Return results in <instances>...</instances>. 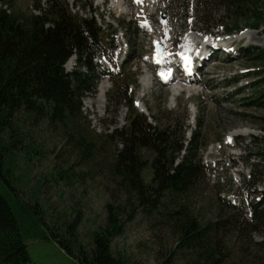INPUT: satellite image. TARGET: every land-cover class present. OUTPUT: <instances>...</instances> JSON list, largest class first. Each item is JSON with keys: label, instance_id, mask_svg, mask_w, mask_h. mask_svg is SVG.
Returning a JSON list of instances; mask_svg holds the SVG:
<instances>
[{"label": "rangeland", "instance_id": "1", "mask_svg": "<svg viewBox=\"0 0 264 264\" xmlns=\"http://www.w3.org/2000/svg\"><path fill=\"white\" fill-rule=\"evenodd\" d=\"M73 1L68 3L72 8L70 13L79 17L82 13H77V10L84 8L89 1ZM4 2L11 12L17 14L40 15L44 10L48 18L53 14L48 11L51 7L47 0ZM79 2L80 8L77 7ZM158 8L167 12L168 17L161 25L154 22L152 29L163 47L176 44L179 30L176 38L170 31L175 29V22L178 28L185 22L182 2L164 0ZM208 14L214 21H204L206 15L197 14V31L208 27L209 32L220 34L212 25L234 20L231 10L217 6ZM249 15L252 14L238 18L244 31L236 38L226 39L229 43L244 35L239 47H246L248 51L243 50L239 56L218 57L207 63L202 69L204 74L190 87L188 85L189 91L193 89L191 94L186 90L171 98L173 87L151 83L150 76L147 84H141L140 77L150 72V68L141 65L140 58L137 66L129 68L118 79L114 78L120 91L124 90L126 79L132 84L129 88L145 105L146 120H151L149 122L157 130L167 129L164 137L176 142L180 140L185 145L186 141L180 138L183 131L198 134L199 144L194 156L201 160L207 171L182 202L201 222H232V226L240 230L239 233L225 229L213 234L214 238L225 243L222 248L225 256L220 264H264V231L254 230L246 202L253 197L255 202L259 201V194L252 192V188L248 189V171H260L264 175L261 169L264 167V56L249 59L264 47V29L250 30L247 26L251 20ZM151 18L156 20L154 14ZM99 22L106 26L111 21L101 17ZM45 25L53 24L47 21ZM130 32L132 51L143 55L149 53L147 35L141 33L139 40L133 30ZM95 82L92 93L82 97L80 113L73 119L50 120L45 112L51 113L53 109L47 106L45 111H39L41 115L25 111L16 115L21 121V134L18 136L21 143L18 147L23 146V149L16 150L15 145H9L4 158V172L13 185L14 193H7L9 186L2 180L0 192L13 207L31 261L34 264H78L74 255L67 254L60 247L51 231L58 230L64 234L66 226L80 214L74 231L76 243L91 250L94 234L106 224V205L110 204L119 210L118 218H122L124 225L110 242L115 256L129 264H192L193 250L178 247L177 234L169 220L172 209L178 208L181 199L167 197L164 204L154 209L140 208L133 188L127 186V178L118 171L117 154L123 145L111 133L125 126L129 114L125 105L127 98L118 103L114 96L116 91H112L108 107L105 105L103 110V101L101 111L97 112L95 103L90 101L96 96L101 82H105L106 91L109 84L106 80L100 82L98 75ZM79 139L90 151L83 153L82 147L78 146V142H83ZM175 147L179 145L168 147L167 153L171 155ZM185 153L186 148L185 151L179 149L175 157H182ZM138 154L139 157L134 155L137 173L148 184L155 166L153 153L149 147L140 146ZM256 189L260 192L262 186ZM14 196L32 207L18 208ZM232 202L238 205L237 209L231 207Z\"/></svg>", "mask_w": 264, "mask_h": 264}, {"label": "trees", "instance_id": "2", "mask_svg": "<svg viewBox=\"0 0 264 264\" xmlns=\"http://www.w3.org/2000/svg\"><path fill=\"white\" fill-rule=\"evenodd\" d=\"M218 1L232 9L235 20L232 24L222 25L226 31L237 28V19L248 14H252L249 15L251 22L249 21L248 26L264 27V0ZM49 5L51 8L48 11L53 13L51 18L44 13L46 10L40 15L26 16L15 12L6 13L0 9V180L9 186L7 193L11 195L14 189L6 179L4 158L7 156L9 145H15L16 150L23 149V146L18 147V143H21L18 138L21 134V121L16 115H19L20 111L41 115L39 111H45L48 107L53 109L51 113L45 112V116L48 115L50 120L57 119L59 122L68 117L73 119L80 113V97L90 88L91 80L88 77L80 74L69 77L63 73L61 65L72 49L76 48L81 52L97 42L98 27L93 20L79 18L72 13L69 15L66 4L60 0H50ZM47 21L53 25L45 26ZM97 47L91 49L95 51ZM262 56L264 49H259L258 55L253 59ZM128 106L129 114L125 126L119 131L115 130L111 136L122 142L123 147L117 154L118 171L122 177L127 178V186L133 188L139 207L151 210L164 204L167 197H179L181 200L178 208L172 209V216H169L170 224L177 234L178 247L193 250L192 264L222 263L225 256L222 248L225 243L214 238L213 234L225 229L239 233L240 230L233 227L232 222H201L182 202L194 190L204 170L203 164L194 156L199 144L198 134L193 133L182 161L173 166V159L182 144L171 140L170 137H164L167 135V129L160 131L149 124L145 117L133 108L131 100ZM262 140L264 144V137ZM172 143L179 147H175L169 155L167 150L168 147L174 146ZM78 146L82 147L83 153L90 151L84 142H78ZM140 146L149 147L153 153L155 166L148 184L144 177L137 173L138 165L134 155L139 157ZM261 169L264 170V167ZM246 182L248 189L256 183L264 184V175L260 171L255 174L251 170ZM14 198L18 208L32 207L21 203L16 196ZM261 199V202L255 204L251 202L252 214L249 220L255 225L254 230L258 231H264V194ZM106 211V224L94 234L91 250L76 243L74 231L80 214L66 226L64 234H60L58 230L51 231L58 239L60 247L67 254L74 255L78 264H129L121 257L115 256L110 247L111 239L124 227L122 218H118L119 210L107 204ZM43 224L46 225L45 222ZM0 264H34L21 236L13 207L1 192Z\"/></svg>", "mask_w": 264, "mask_h": 264}, {"label": "bare ground", "instance_id": "3", "mask_svg": "<svg viewBox=\"0 0 264 264\" xmlns=\"http://www.w3.org/2000/svg\"><path fill=\"white\" fill-rule=\"evenodd\" d=\"M123 8H125V6L121 3L117 4L116 5V9L118 11L122 10ZM46 26V25H45ZM243 36L239 37V39L243 38ZM231 39V38H230ZM149 63H153L152 61H150ZM148 81H150V77L149 76H145L143 79H142V82L144 83H148ZM176 88V87H174ZM105 91H106V85H105V82H101L100 85H98L97 87V93H96V96L94 97L93 100H91V104H93V102L95 103V106H96V109H97V112H100L102 107H103V101H104V94H105ZM177 93H173L171 98H173ZM243 134V133H242Z\"/></svg>", "mask_w": 264, "mask_h": 264}, {"label": "snow or ice", "instance_id": "4", "mask_svg": "<svg viewBox=\"0 0 264 264\" xmlns=\"http://www.w3.org/2000/svg\"><path fill=\"white\" fill-rule=\"evenodd\" d=\"M137 2H140V0H137ZM179 55H181L182 56V58L184 59V61H185V67H187L188 66V60H189V57H187L186 55H184V53L182 52V53H179ZM71 63V61L69 62V64ZM161 75L163 76V73H161Z\"/></svg>", "mask_w": 264, "mask_h": 264}]
</instances>
